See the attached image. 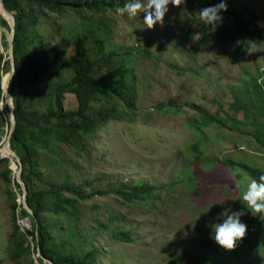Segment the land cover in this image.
<instances>
[{
	"label": "rangeland",
	"instance_id": "1",
	"mask_svg": "<svg viewBox=\"0 0 264 264\" xmlns=\"http://www.w3.org/2000/svg\"><path fill=\"white\" fill-rule=\"evenodd\" d=\"M226 2L247 15L256 13L251 29L264 26V0ZM24 6L29 13V40L42 47L48 63L31 89L29 111L52 110L55 83L72 77L75 62L94 57L99 41L113 55L94 67L93 75L102 78L114 67L115 75L125 76L136 94L130 108L116 99L91 102V114L102 105H115L125 115L86 134L85 151L58 143L54 136L48 147L33 144L36 186L65 185L78 192H63L59 208L49 200L48 210L41 215L52 248L76 255L93 250V264H264V220L252 216L242 201L253 179L245 171L240 176L238 170L246 163L264 171V147L244 132L214 122L200 124V112L231 125V120L242 119V112L229 106L233 90L247 96L245 89H253L255 78L264 90V46L248 36L240 37L224 12L215 29L203 24L198 12L214 6L209 0H194L180 8L169 4L163 26L156 24L153 29L144 26V13L129 18L118 14V7L89 10L79 6L51 13ZM9 32L1 27L0 53L7 61L0 73L6 76ZM81 36L88 40L83 55L75 48ZM61 104L64 111L77 109L71 92L61 94ZM9 126L10 120L2 115L0 149ZM246 129L250 128L241 125V130ZM195 144L199 152L193 150ZM2 152L0 264H41L30 236L29 251L17 260L9 257L8 235L14 220L24 231L31 226L18 207L23 190L15 174L16 159L10 150ZM223 158L239 167L226 164ZM136 183L153 186L152 196L124 200L119 185ZM225 210L246 213L241 217L247 225L246 237L233 251L221 248L212 238L210 225L222 222ZM112 232H123L130 240L117 239Z\"/></svg>",
	"mask_w": 264,
	"mask_h": 264
},
{
	"label": "trees",
	"instance_id": "2",
	"mask_svg": "<svg viewBox=\"0 0 264 264\" xmlns=\"http://www.w3.org/2000/svg\"><path fill=\"white\" fill-rule=\"evenodd\" d=\"M146 1V0H144ZM194 0H187L190 4ZM213 5L220 3L221 0H209ZM5 8L14 18V32L12 37V56L14 60V72L9 79L7 86L8 92L14 97V118L15 125L9 137L10 149L15 152L21 162L20 176L26 186V204L30 209L27 211L20 203L21 216L27 217L31 226L30 230H22L14 220L11 232L8 235V252L12 260H17L25 252L29 251L27 243L30 236L34 244V250L40 252L37 260L43 263L44 258L53 264H93L94 252L89 250L84 255H76L73 252H64L52 248L50 245L51 235L42 219L41 215L47 211L50 205L49 200L53 199L55 208L60 207L58 197L65 191H71L75 194L76 189L71 186L53 185L47 189H40L36 186L38 173L34 161L32 147L37 143L41 146L48 147L52 141V136L58 143L65 144L79 151H85V135L93 132L97 126L109 119H122L125 112H120L115 105L100 106L94 114L89 113L90 104L95 99L119 100L124 103L126 108L134 105L136 94L128 79L123 76H116L114 67L109 68L102 78L93 75L92 70L100 64L105 58L112 56V51H104L103 43L99 41L98 50L94 57H86L84 60L77 61L73 64L72 77L63 83H55L53 91V109H47L45 112H31L28 110L33 104L31 98V89L36 87L40 75L47 70V61L42 47L32 45L29 40V13L25 10V4L36 6L39 9L51 13H63L68 9L78 10L79 6L87 7L89 10L109 8H120L130 0H2ZM224 2L227 4L226 0ZM234 25L237 34L240 37L248 36L254 39L259 46H264V26L251 29L250 26L256 20V13L250 12L248 15L242 10L228 7L224 12ZM7 20L0 15V37L1 27H8ZM87 38L81 36L75 44L76 51L79 55L87 53ZM3 53H0V67L7 60H4ZM2 64V65H1ZM6 72L0 73V97L3 96L2 82ZM254 79L253 89H245L248 93L243 96L241 91L233 90L234 100L230 103L231 109L242 112V119L231 120L230 123L218 119L214 116H206L200 112V124L202 126L209 123H216L227 129L244 132L260 147H264V90L261 85ZM71 92L77 100V109L73 112L64 111L61 104V94ZM2 95V96H1ZM29 100V101H28ZM31 103V104H30ZM30 104V105H29ZM9 118V108L4 105L2 115ZM75 117L76 119H73ZM65 118H68L65 120ZM241 125H246L250 129L241 130ZM10 128V126H9ZM53 134V135H52ZM193 150H198V145L192 146ZM199 152V150H198ZM199 156V155H198ZM228 159V160H227ZM226 164L234 163L229 158H223ZM16 172L18 173L17 163ZM240 176L246 172L253 180H259V176L264 174L261 169L250 167L249 164L242 163ZM10 172V169H7ZM19 187V185L16 183ZM120 195L126 201H132L144 196H152L153 186L146 183H136L133 186L121 184ZM77 192V191H76ZM78 193V192H77ZM20 194H22L20 189ZM88 196H91V193ZM68 199H62L67 201ZM13 207H17L16 201ZM113 237L129 241L130 238L123 232H112ZM27 243V244H26Z\"/></svg>",
	"mask_w": 264,
	"mask_h": 264
},
{
	"label": "clouds",
	"instance_id": "3",
	"mask_svg": "<svg viewBox=\"0 0 264 264\" xmlns=\"http://www.w3.org/2000/svg\"><path fill=\"white\" fill-rule=\"evenodd\" d=\"M186 3L187 0H146V3L144 0H130L123 7L117 8L116 12L120 15L126 14L129 18H135L138 14L144 13V26L153 29L156 24L163 26L169 4L180 8ZM226 11L227 4L221 0L214 6L201 9L198 14L203 24L215 29L222 22L221 13ZM5 103L9 109L14 110V97L7 91L0 97V111H3ZM242 201L252 216H259L261 220H264V174L259 176L258 181H251L243 193ZM245 214L244 211L225 210L221 213L222 222L210 225L213 230L212 238L221 248L233 251L237 242L246 237L247 225L241 222V217Z\"/></svg>",
	"mask_w": 264,
	"mask_h": 264
},
{
	"label": "water",
	"instance_id": "4",
	"mask_svg": "<svg viewBox=\"0 0 264 264\" xmlns=\"http://www.w3.org/2000/svg\"><path fill=\"white\" fill-rule=\"evenodd\" d=\"M1 12H2L3 17L7 20L8 24H9V30H10L9 39H8V42H9L8 59L10 60V70H9V79H10L12 74H13V72H14V60H13V56H12V37H13V32H14V18L12 16V14L5 8V6L3 5L2 0H0V13ZM7 92H8V90H7ZM9 113H10V128L8 130L7 138L5 139V142L7 143L8 148H10V146H9V137H10L11 132L14 129V125H15V118H14L13 110L9 109ZM12 153H13V156L15 157V159H16L17 164L19 165L18 173H17V179L19 178V182L21 183L22 190H23L22 201L21 202H22L23 207H25L27 209V211L30 212V209L28 208V206L26 204V201H25V198H26V186H25L23 180H21L20 177H19V173L21 172V162H20L19 157L15 154V152H12ZM27 222H28V219H27ZM27 222L24 223V224H27ZM38 253H39L38 256H40V252H38ZM44 260L48 261L49 264H53L51 261H49V260H47L45 258H44Z\"/></svg>",
	"mask_w": 264,
	"mask_h": 264
},
{
	"label": "bare ground",
	"instance_id": "5",
	"mask_svg": "<svg viewBox=\"0 0 264 264\" xmlns=\"http://www.w3.org/2000/svg\"><path fill=\"white\" fill-rule=\"evenodd\" d=\"M8 81H9V73H8V75L6 76V78L3 80V82H2V90H3V93L5 92V90L7 91L8 90V86H7V83H8ZM8 150H10V152H8L9 153V155H11V156H13V151L11 150V149H9L8 148V145H7V143L6 142H4L3 143V146L1 147V149H0V151L2 152H6V151H8ZM2 152V153H3ZM14 157V156H13Z\"/></svg>",
	"mask_w": 264,
	"mask_h": 264
}]
</instances>
